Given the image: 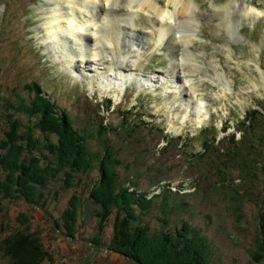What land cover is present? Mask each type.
<instances>
[{"label":"rangeland","instance_id":"1","mask_svg":"<svg viewBox=\"0 0 264 264\" xmlns=\"http://www.w3.org/2000/svg\"><path fill=\"white\" fill-rule=\"evenodd\" d=\"M174 1L159 0L158 4L169 3L172 8ZM185 1L188 0L182 3ZM189 1L192 7L182 14L187 17V29L178 18L160 45L155 42H160L156 28L163 22L162 16L153 19L144 11L123 15L128 28L120 33L113 60L122 66L118 74L110 70V65L99 62V69L87 64L84 69L90 66L91 71L71 70L55 48L47 47L39 30L46 16V0H0V91L10 96L14 92L29 100V88L39 84L42 93L69 114L76 128L89 133V141L101 119L111 124L120 123L123 115L138 122L144 119L146 125L141 123L139 129L113 138L123 158L121 180H132L142 190H148L149 197L155 194L154 206L141 214L144 224L158 233L162 226L171 230L187 220L207 238L209 264H263L255 262L250 253L257 214L264 211V167L257 159V149L248 142L254 139L255 131L243 133L241 120L254 102L264 108V0H238L237 4L252 6L259 14L256 18L242 17L234 36L212 6L230 0ZM230 10L229 16L237 12L238 5ZM182 31L192 33L191 41L183 40L186 34L182 35ZM188 52L192 53L188 59H181ZM189 59L194 64H189ZM187 80L195 86L192 96L184 89L188 87ZM11 101L15 99L11 97ZM4 103L0 98V140L10 129L4 115L9 105ZM17 103L18 100L14 105ZM136 110L138 115L134 114ZM179 113L185 114L183 120L177 119ZM211 125L215 128L201 130ZM202 136L212 139L213 149L210 146L200 157L194 152L203 148ZM167 137L176 138L172 145L166 146ZM236 139L241 141L238 145L246 143L253 150L250 153L257 157L255 162L263 177L243 178L248 183L244 188L247 195L239 201L238 210L232 211L238 206L231 193L234 184L242 183L240 173L229 166L228 183L222 186L219 169L223 168L224 152L229 147L237 148ZM91 146L98 148V141L91 142ZM229 153L228 157H233ZM4 175L0 168V176ZM94 178L85 175L74 187L66 186L63 176L52 178L39 189L44 196L42 204L39 200H13L0 192V234L24 227L49 252L50 259L45 264H135L124 254L98 248L91 241L98 217L88 208L86 198ZM157 178L160 182L155 184ZM74 194L78 198L72 199ZM164 195L169 196L174 208L162 209L159 201ZM70 201L81 210V219L74 223L72 234L64 228L66 220L59 219ZM107 236L106 230L103 237L107 240ZM0 264H12L2 251Z\"/></svg>","mask_w":264,"mask_h":264},{"label":"trees","instance_id":"2","mask_svg":"<svg viewBox=\"0 0 264 264\" xmlns=\"http://www.w3.org/2000/svg\"><path fill=\"white\" fill-rule=\"evenodd\" d=\"M12 88L10 90L13 92ZM29 89L32 93L29 100L23 95L15 96L14 92L10 96L0 91V98L4 104L9 105L5 106L7 110L4 115L10 127L0 140V168L5 172L4 177L0 176L2 196L4 193L13 200H26L29 203L39 200L42 204L44 196L39 189L52 182V178L57 180L63 176L65 185L74 187L83 176L93 175L95 178L88 189L86 200L88 208L91 207L98 217L96 231L91 235V241L96 247L122 253L135 264H209L211 250L208 240L196 227L183 220L180 227L170 230L162 226L158 233H153L144 224L141 214L149 212L154 206L155 194L149 197L148 190H142L132 180H121L119 169L123 165V158L113 138L139 129L145 124L144 119L138 122L123 115L122 121L116 124L101 119L94 126V135L90 137L92 141H89V133L76 128L69 114L45 96L39 84L34 83V88ZM11 97L15 99L14 102ZM17 100V105H14ZM258 105L259 108L251 107L246 111L241 120L243 133L245 130L249 134L255 131L254 139L250 138L248 142L257 149L258 158L250 153L253 150L246 143L238 145L241 141L236 139L237 148L229 150V147L224 152L223 168L219 169L222 186L228 183L226 175L229 166L236 171L238 169L240 173L242 183L234 184L231 193L238 206L232 207V211L238 210L239 201L243 195H247L244 188L248 183L243 178L252 176L251 180H260L259 177H263L261 167L255 162L257 158L264 167V112L261 110L264 108ZM125 111L130 114L129 110ZM137 112L134 114L138 115ZM14 123L15 127L12 126ZM212 128L215 127L211 125L201 130L205 132ZM174 139L167 137L166 146L172 145ZM94 141H98V148L91 146ZM211 143L212 139L208 141L202 136L203 148L194 154L201 157V153L210 149ZM229 151L233 154L232 159L228 157ZM154 182L159 183L160 178ZM168 191L174 192L170 189ZM36 195L41 198L36 199ZM71 196L72 199L78 198L76 194ZM159 203L164 211L172 206L168 195L162 196ZM80 212L74 201H70L69 206L63 210L59 219L66 220L64 228L68 229V233H73L74 223L78 218L81 219ZM255 229V242L250 255L255 262L264 264V211L257 214ZM106 230L107 240L103 237ZM163 231L166 233L161 234ZM0 251L12 264H45V260L50 259L49 252L40 244L38 237H34L24 227L0 234Z\"/></svg>","mask_w":264,"mask_h":264},{"label":"bare ground","instance_id":"3","mask_svg":"<svg viewBox=\"0 0 264 264\" xmlns=\"http://www.w3.org/2000/svg\"><path fill=\"white\" fill-rule=\"evenodd\" d=\"M240 1L241 0H239V2ZM46 2L45 20L40 24L41 27L39 28L42 34L41 38L47 40V47L52 46L58 51L59 56L62 57V62L66 66L71 65L69 66L71 70H79V72L81 71L82 73L83 71L92 70L90 66L84 69L87 64L92 65L95 69H99L96 66L98 62L99 64L110 65V70H115V73H121L120 68L122 66L114 64L113 60L117 53L116 50H118L120 33L123 29L128 28L127 23H123L122 20L127 17L123 15L128 14L130 16L132 13L135 14L138 11H144L153 19L155 17L158 19L162 16L164 20L161 25L156 28L157 40L160 42H155L156 45H160L164 36L168 30L173 28L178 18L186 24L184 27L187 29V17L185 18L182 14L187 13L188 8L192 7L191 1L189 0L185 1L187 3H182L183 0H175L172 4V8L168 5L169 3L164 6L161 4L162 6H160L158 4L160 3L159 0H46ZM178 2L181 3V5L179 4V8ZM237 3L238 0H230L221 5L212 3L213 8L220 12V19L227 22L225 24L233 36L238 26H236V24L240 22L242 17L256 18V15L259 14V11L256 13L255 8L252 6L246 7ZM234 5H238V10L235 14L229 16L231 12L230 9ZM255 7L259 9L257 6ZM193 25V28H195L196 24L193 23ZM194 31L193 29L191 32L194 33ZM191 32L187 34L186 32L182 33V35L186 34L187 39H185L186 37L183 39L185 42L191 41ZM176 35L178 36L177 33ZM155 38L156 37H153V41ZM49 40L51 43H48ZM191 54L192 53L188 52L185 56H182L181 59H188ZM109 55L110 57H108ZM190 59L188 60L190 62L189 64H194ZM79 63L80 65L78 66ZM184 66L185 64L181 61V67ZM189 69L194 71L193 68ZM186 82L188 87L184 89L189 93L191 92L192 96V93L195 91V86L188 80ZM184 116L185 114L179 113L177 119L183 120Z\"/></svg>","mask_w":264,"mask_h":264}]
</instances>
